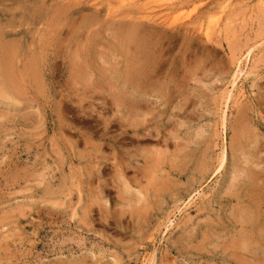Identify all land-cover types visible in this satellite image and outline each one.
I'll list each match as a JSON object with an SVG mask.
<instances>
[{
    "label": "rangeland",
    "instance_id": "rangeland-1",
    "mask_svg": "<svg viewBox=\"0 0 264 264\" xmlns=\"http://www.w3.org/2000/svg\"><path fill=\"white\" fill-rule=\"evenodd\" d=\"M0 39V264H264V0H0Z\"/></svg>",
    "mask_w": 264,
    "mask_h": 264
},
{
    "label": "bare ground",
    "instance_id": "bare-ground-1",
    "mask_svg": "<svg viewBox=\"0 0 264 264\" xmlns=\"http://www.w3.org/2000/svg\"><path fill=\"white\" fill-rule=\"evenodd\" d=\"M113 1H114V0H113ZM115 1H116V0H115ZM101 2H102V1H101ZM118 3H119V2H118ZM92 6H93V5H92ZM94 6H95V5H94ZM89 8H90V7H89ZM112 9H113V8H112ZM101 11H102V10H101ZM98 13H99V12H98ZM123 14H124V13H123ZM125 14H126V13H125ZM147 14H149V13H147ZM147 14H146V15H147ZM90 15H91V14H90ZM92 15H93V14H92ZM115 15H116V14H115ZM86 16H88V15H86ZM86 16H85V17H86ZM121 16H122V15H121ZM123 16H124V15H123ZM142 16H143V15H142ZM106 17H107V16H106ZM115 17H116V16H115ZM147 17H148V16H147ZM95 18H96V17H95ZM89 19H90V18H89ZM150 19H151V18H150ZM92 20L95 21V20H97V18H96V19H92ZM92 20H91V21H92ZM106 20H107V19H106ZM92 22H93V21H92ZM104 23H105V22H104ZM107 23H108V22H107ZM127 24H128V23H127ZM124 28H125V27H124ZM35 30H36V29H35ZM33 33H34V32H33ZM129 34H130V33H129ZM37 38H38V37H37ZM141 38H142V37H141ZM0 40H1V39H0ZM27 40H28V39H27ZM141 40H142V39H141ZM23 41H24V40H23ZM39 42H40V41H39ZM129 43H130V40H129ZM14 44H16V43H14ZM145 44H146V43H145ZM127 47H128V45H127ZM129 47H130V46H129ZM141 47H144V45L141 46ZM141 47H140V48H141ZM153 47H154V46H153ZM22 48H23V47H22ZM131 49H132V48H131ZM132 50H133V49H132ZM150 50L153 51V49H150ZM138 51H140V50H138ZM152 51H151V52H152ZM134 52H136V51H134ZM155 52H156V51H155ZM37 53H38V52H37ZM158 53H159V52H158ZM121 54H122V53H121ZM39 55H40V53H39ZM116 55H117V54H116ZM131 55H132V54H131ZM142 55H143V54H142ZM149 55H150V53H149ZM152 55H153V54H152ZM26 56H27V55H26ZM28 56H29V55H28ZM94 56H95V55H94ZM96 56H97V54H96ZM122 56H123V54H122ZM139 56H140V55H139ZM150 56H151V55H150ZM155 56H156V54H155ZM250 56H251V54H248V56L246 57V59L248 60L249 58H251ZM100 57H101V56H100ZM143 57H144V56H143ZM94 58H95V57H94ZM121 58H122V57H121ZM123 58H124V57H123ZM146 58H148V57H146ZM151 58H152V56H151ZM155 58H156V57H155ZM153 59H154V58H153ZM153 59H152V60H153ZM93 60H94V59H93ZM101 60H102V59H101ZM101 60H100V61H101ZM121 60H122V59H121ZM130 60H131V58H130ZM140 60H141V59H140ZM143 60H144V59H143ZM147 60H148V59H147ZM152 60H151V61H152ZM155 60H156V59H155ZM23 61H24V60H23ZM23 61H22V62H23ZM96 61H97V60H96ZM100 61H99V62H100ZM156 61H157V60H156ZM93 62H94V61H93ZM124 62H125V61H124ZM148 62H149V60H148ZM153 62H154V61H153ZM157 62H158V61H157ZM34 63H35V62H33L32 64H34ZM238 63L240 64V60L238 61ZM0 64H2V63H0ZM25 64H26V63H25ZM27 64H28V63H27ZM27 64H26V65H27ZM29 64H30V63H29ZM32 64H31V65H32ZM95 64H96V63H95ZM95 64H94V65H95ZM99 64H100V63H99ZM130 64H131V63H130ZM135 64H136V63H135ZM145 64H146V63H145ZM150 64H151V63H150ZM156 64H157V63H156ZM2 65H4V64H2ZM6 65H8V64H6ZM35 65H37V64L35 63ZM35 65H34V67H36ZM79 65H80V64H79ZM94 65H93L92 67H94ZM21 66H22V65H21ZM27 66H28V65H27ZM27 66H26V68H29V66H28V67H27ZM99 66H100V65H99ZM101 66H102V65H101ZM134 66H135V65H134ZM150 66H151V65H150ZM5 67H6V66H5ZM7 67H8V66H7ZM32 67H33V66H32ZM37 67H38V66H37ZM37 67H36V68H37ZM116 67H118V66H116ZM153 67H154V66H153ZM156 67L158 68L159 66L156 65ZM18 68H19V67H18ZM21 68H22V67H21ZM30 68H31V66H30ZM118 68H119V67H118ZM134 68H135V67H134ZM148 68H149V67H148ZM150 68H151V67H150ZM157 68H156V69H157ZM7 69H8V68H7ZM32 69H33V68H32ZM144 69H146V68L144 67ZM19 70H20V69H19ZM19 70H18V71H19ZM30 70H31V69H30ZM33 70H35V69H33ZM115 70H116V69H115ZM120 70H121V69H120ZM123 70H126V69H123ZM129 70H130V69H129ZM154 70H155V68H154ZM8 71H9V70H8ZM23 71H24V70H23ZM27 71H28V70H27ZM130 71L132 72V70H130ZM147 71H148V70H146V72H147ZM0 72H1V71H0ZM24 72H25L24 74L26 75V71H24ZM31 72H32V70H31ZM33 72L35 73V71H33ZM126 72H128V71H125V73H126ZM13 73H14V72H13ZM16 73H17V72H16ZM105 73H106V71H105ZM116 73H117V72H116ZM119 73H120V72H119ZM133 73H134V72H133ZM139 73H140L141 76H145V75H146L145 72H143V70L140 71ZM159 73H160V72H159ZM2 74H3V73H2ZM9 74H10V72H9ZM30 74H31V73H30ZM117 74H118V73H117ZM123 74H124V73H123ZM129 74H130V72H129ZM129 74H128V75H129ZM150 74H151V73H150ZM157 74H158V73H157ZM11 75H12V74H11ZM14 75H15V74H14ZM19 75H20V74H19ZM73 75H74V74H73ZM109 75H110V74H109ZM136 75H137V74H136ZM151 75H152V74H151ZM153 75H154V74H153ZM33 76H34V74H33ZM130 76H131V77H132V76L134 77V75H130ZM155 76H157V75H155ZM172 76H173V75H172ZM2 77H3V76H2ZM6 77H7V75H6ZM13 77H14V76H13ZM24 77H25V76H24ZM30 77H32V76L30 75ZM35 77H37V75H36ZM35 77H34V79H35ZM96 77H97V76H95V78H96ZM99 77H100V75H99ZM107 77H108V76H107ZM111 77H113V76L111 75ZM119 77H120V76H119ZM133 77H132V78H133ZM138 77H139V76H138ZM150 77H151V76H150ZM150 77H148L149 80H150ZM162 77H163V76H162ZM3 78L5 79V77H3ZM7 78H8V77H7ZM7 78H6V79H7ZM14 78H15V77H14ZM16 78H17V77H16ZM16 78H15V79H16ZM32 78H33V77H32ZM89 78H90V77H89ZM114 78H115V77H114ZM122 78H123V77H122ZM146 78H147V77H146ZM12 79H13V78H12ZM26 79H28V78H26ZM119 79H121V77L117 79V75H116V80H118V82H119ZM158 79L160 80V78H158ZM9 80H10V79H9ZM23 80H24V78H23ZM109 80H111V79L109 78ZM121 80H122V79H121ZM143 80H144V79H143ZM151 80H152V79H151ZM162 80H163V79H161V81H162ZM0 81H1V80H0ZM25 81H28V80H25ZM30 81H31V80H30ZM76 81H77V80H76ZM76 81H74V83H75ZM86 81H87V80H86ZM90 81H91V80H90ZM113 81H115V80H112V82H113ZM128 81H129V80H128ZM132 81H134V79H132ZM132 81H130V82L133 84ZM152 81H154V80H152ZM1 82H2V81H1ZM7 82H9V81L7 80ZM14 82H15V80H14ZM22 82H23V81H22ZM22 82H21V83H22ZM67 82H69V80H68ZM137 82H140V79H139V81H137ZM142 82H143V81H142V79H141V83H142ZM148 82H149V81H148ZM170 82H171V81H170ZM170 82H169V84H170ZM10 83H11V81H10ZM17 83H18V82H17ZM86 83H87V82H86ZM115 83H116V82H115ZM121 83H122V82H121ZM121 83H120V84H121ZM144 83H146V82H144ZM144 83H143V84H144ZM3 84H5V81L3 82ZM3 84H1V85H3ZM6 84H7V83H6ZM28 84H31V83H28ZM80 84H82V83H80ZM98 84H99V83H98ZM101 84H102V83H101ZM103 84H104V83H103ZM105 84H106V83H105ZM112 84H113V83H112ZM118 84H119V83H118ZM139 84H140V83H139ZM151 84H152V82H151ZM161 84H162V83H161ZM171 84H172V82H171ZM171 84H170V85H171ZM71 85H72V84H71ZM71 85H70V86H71ZM96 85H97V84H96ZM122 85H123V84H122ZM136 85H137V84H136ZM147 85H148V84H147ZM147 85H146V86H147ZM149 85H150V83H149ZM152 85H153V84H152ZM162 85H163V84H162ZM8 86H10V85H8ZM30 86H31V85H30ZM82 86H83V85H82ZM125 86H126V85H125ZM128 86H130V85H128ZM143 86H145V85H143ZM150 86H151V85H150ZM28 87H29V86H28ZM31 87H32V86H31ZM103 87H104V86H103ZM120 87H121V86H120ZM148 87H149V86H148ZM232 87H233V89H236V87H237V82H236V81L233 83ZM13 88H14V86H13ZM24 88H25V87H24ZM71 88H72V87H71ZM75 88H76V87H75ZM130 88L132 89L133 86L131 85ZM134 88H135V87H134ZM136 88H138V86H136ZM140 88H141V86H140ZM140 88H138V89L141 90ZM168 88H169V87H168ZM1 89H2V88H1ZM3 89H4V87H3ZM5 89H6V88H5ZM29 89H31V88L29 87ZM76 89H77V88H76ZM80 89H82V88H80ZM127 89H128V88H127ZM142 89H143V88H142ZM170 89H171V88H170ZM170 89H168V90H170ZM237 89H238V88H237ZM7 90H8V89H7ZM118 90H119V89H118ZM129 90H130V89H129ZM129 90H128V93H129ZM134 90H136V89H134ZM73 91H74V90H73ZM75 91H76V90H75ZM75 91H74V92H75ZM87 91H88V90H87ZM87 91H86V92H87ZM112 91H113V90H112ZM131 91H133V90H130V92H131ZM141 91H142V93H140V94H142L141 96H143V93H144V92H143V90H141ZM235 91H236V90H235ZM235 91H234V92H235ZM0 92H1V91H0ZM11 92H12V91H11ZM109 92H110V90H109ZM134 92H135V91H134ZM137 92H138V91H137ZM137 92H136V93H137ZM77 93H78V92H77ZM105 93H106V92H105ZM110 93H111V92H110ZM138 93H139V92H138ZM75 94H76V93H75ZM84 94H85V93H84ZM84 94H82V95H84ZM107 94H108V93H107ZM230 94L232 95V92H231V91H230ZM72 95H73V94H72ZM78 95H79V94H78ZM104 95H105V94H104ZM116 95H117V94H116ZM121 95H122V94H121ZM135 95H136V94H135ZM138 95H139V94H138ZM231 95H230V97H231ZM85 96H86V95H85ZM105 96H107V95H105ZM144 96H145V95H144ZM9 97H11V96H9ZM70 97H71V96H70ZM73 97H74V95H73ZM92 97H93V96H92ZM116 97H117V96H115V98H116ZM124 97H126V96H124ZM128 97H129V96H128ZM68 98H69V97H68ZM94 98H95V97H94ZM100 98H101V97H100ZM112 98H114V97H112ZM135 98H137V97L135 96ZM135 98H134V99H135ZM138 98L140 99V97H138ZM142 98H143V97H142ZM74 99H75V98H74ZM76 99L78 100V98H76ZM97 99H98V98H97ZM103 99H104V98H103ZM107 99H108V97H107ZM107 99H106V100H107ZM124 99H125V98H124ZM130 99H131V98H130ZM79 100H80V99H79ZM98 100H99V99H98ZM109 100H113V101H114L115 99H110V98H109ZM119 100H121V99H119ZM119 100L117 99L118 104H120V103H119ZM136 100H137V99H136ZM136 100H135V101H136ZM143 100H144V98H143ZM143 100H141V102H142ZM113 101H111V102L114 103ZM121 101H122V100H121ZM135 101H134V104H135ZM138 101H140V100H138ZM146 101H147V100H146ZM92 102H93V101H92ZM103 102H104V101H103ZM108 102H109V101H107V103H108ZM136 102H137V101H136ZM141 102H140V103H141ZM9 103H10V102H9ZM80 103H81V101H80ZM109 103H110V102H109ZM137 103H138V102H137ZM142 103H143V102H142ZM144 103H146V102H144ZM105 104H106V103H105ZM115 104H116V103H115ZM126 104H127V103H125V105H126ZM131 104H132V103H131ZM144 105H145V104H144ZM107 106H108V105H107ZM110 106H111V105H110ZM138 106H139V105H138ZM123 107H124V109L126 108L125 106L122 105V108H123ZM127 107H128V106H127ZM67 108H68V107H67ZM70 108H71V107H70ZM126 109H127V108H126ZM70 110H71V109H70ZM74 110H75V109H74ZM105 110H106V109H105ZM127 110H128V109H127ZM103 111H104V110H103ZM107 111H108V110H107ZM121 111H122V110H120V113H121ZM125 111H126V110H125ZM134 111H135V110H134ZM131 112H132V111H130V113H131ZM138 112H139V111H138ZM93 113H94V112H93ZM122 113H123V111H122ZM128 113H129V112H128ZM102 114H103V113H102ZM135 114H136V113H135ZM137 114H138V113H137ZM225 114H226V113H225ZM225 114H224V115H225ZM132 115H133V114H132ZM114 116H115V115H114ZM225 117H226V116H225ZM127 119H128V117H127ZM127 119H126V120H127ZM129 119H130V117H129ZM136 119H137V118H136ZM136 119H135V120H136ZM115 120H116V119H115ZM222 120H224V119H222ZM108 121H109V120H108ZM136 121H137V120H136ZM138 121H140V120H138ZM224 121H225V120H224ZM117 122H119V121H117ZM132 122H133V121H132ZM225 122H226V121H225ZM107 123H108V122H107ZM107 123L105 122V124H107ZM112 123H113V121H112ZM115 123H116V121H115ZM105 124L103 123V126H106ZM108 124H109V123H108ZM118 124H119V123H118ZM122 124H123V123H121V125H122ZM134 124H135V123H134ZM222 124H223V123H222ZM97 125H98V124H97ZM128 125H129V124H128ZM136 125H137V124H136ZM142 125H143V124H142ZM110 126H112V124H111ZM122 126H123V125H122ZM139 126H140V125H139ZM89 127H90V126H89ZM91 127H92V126H91ZM101 127H102V126H101ZM128 127H130V126H128ZM128 127H127V128H128ZM104 128H106V127H104ZM133 128H135V127H133ZM224 128H225V127H224ZM227 128H228V127H227ZM92 129H93V128H92ZM128 129H129V128H128ZM135 129H136V128H135ZM138 129H139V128H138ZM102 130H104V129L102 128ZM110 130H111V129H110ZM120 130H121V129H120ZM125 130H126V129H125ZM130 130H131V129H130ZM94 131H96V130H94ZM122 131H123V130H122ZM131 131H132V130H131ZM223 131H224V130H223ZM91 132H92V131H91ZM123 132H124V131H123ZM132 132H135V131H132ZM132 132H131V133H132ZM95 133H96V132H95ZM98 133H99V132H98ZM106 133H107V132H106ZM127 133H128V132H127ZM93 134H94V133H93ZM223 134H224V133H223ZM108 135H109V134H108ZM92 136H93V135H92ZM104 136H105V135H104ZM116 136H117V135H116ZM201 136H202V135H201ZM87 137H88V136H87ZM101 137H102V136H101ZM106 137H107V136H106ZM106 137H105V138H106ZM110 137H111V136H110ZM133 137H134V136H133ZM138 137H139V136H138ZM90 138H91V136H90ZM119 138H120V137H119ZM131 138H132V137H131ZM197 138H198V137H197ZM98 139H99V138H98ZM114 139H115V138H114ZM115 140L117 141L118 139H115ZM115 140H114V141H115ZM204 140H205V139H204ZM204 140H203V141H204ZM99 141H102V140H99ZM106 141H107V140H106ZM114 141H113V143H114ZM201 141H202V140H201ZM104 142H105V141H104ZM110 142H111V140H110ZM117 142H120V141L118 140ZM124 142H125V141H124ZM107 143H108V142H107ZM115 143H116V142H115ZM137 143H138V142H137ZM166 143H167V142H166ZM239 143H240V142H239ZM100 144H101V143H100ZM110 144H111V143H110ZM133 144H134V143H133ZM101 145H102V144H101ZM108 145H109V144H108ZM111 145H112V144H111ZM117 145H118V144H117ZM197 145H198V144H197ZM238 145H241V144H238ZM118 146H119V145H118ZM234 146H235V144H234ZM243 146H244V145H243ZM113 147H114V146H113ZM244 147H245V146H244ZM98 148H99V147H98ZM235 149H236V148H235ZM239 149H240V148H239ZM242 151H243V150H242ZM206 152H207V151H206ZM150 154H151V153H150ZM205 154H206V153H205ZM182 155H183V153H182ZM202 156H203V153H202ZM204 157H205V156H204ZM143 160H145V158H144ZM226 160H227V153H226V150L223 149L222 154H221V156H220V160H219L218 171H221V169L224 168V166H225V164H226ZM205 162H206V161H205ZM156 163H157V162H156ZM156 163H154V164H156ZM202 163H204V162H202ZM154 164H153V165H154ZM208 164H209V163H208ZM208 164H207V166H208ZM203 165H204V164H203ZM203 165H202V166H203ZM209 165H210V164H209ZM143 166H144V165H143ZM205 167H206V166H205ZM210 167H211V166H210ZM208 168H209V167H208ZM258 168H259V166H258ZM151 169H152V168H151ZM206 169H207V168H206ZM238 169H239V168H238ZM152 170H153V169H152ZM209 170H210V169H209ZM162 171H163V170H162ZM212 171H213V170H212ZM240 171H241V169H240ZM119 172H120V171H119ZM200 172H201V171H200ZM246 172H247V171H246ZM255 172H256V171H255ZM255 172L253 173V175H255ZM41 173H42V172H41ZM44 173H46V172H44ZM196 173H197V172H196ZM215 173H217V172L215 171ZM257 173H258V171H257ZM143 174H144V173H143ZM244 174H245V173H244ZM248 174H250V173H248ZM43 175H45V174H43ZM147 175H148V174H147ZM180 175H181V174H180ZM245 175H246V174H245ZM251 175H252V173H251ZM259 175H260V173H259ZM194 176H195V175H194ZM263 176H264V175H263ZM40 177H41V176H40ZM47 177H48V176H47ZM152 177H153V176H152ZM242 177H244V176H242ZM256 177H257V176H256ZM36 178H37V177H36ZM42 178H44V177H42ZM196 178H197V177H196ZM244 178L247 179V175H246V177H244ZM257 178H258V177H257ZM155 179H156V178H155ZM248 179H249V177H248ZM248 179H247V180H248ZM251 179H252V178H251ZM40 180H41V179H40ZM40 180H39V181H40ZM249 180H250V179H249ZM41 181H43V180H41ZM41 181H40V182H41ZM176 181H177V180H176ZM194 181H195V180H194ZM262 181H263V180H262ZM200 182H201V181H200ZM203 182H204V181H203ZM249 182H250L249 185H251V186H252V189L254 190V188H253V184H251V181H249ZM259 182H261V181H259ZM47 183H48V182H47ZM136 183H137V181H136ZM194 183H195V182H194ZM45 184H46V183H45ZM201 184H202V182H201ZM254 184H255V182H254ZM258 184H259V183H257V185H258ZM260 184H261V183H260ZM263 184H264V183H263ZM247 185H248V184H247ZM247 185H246V186H247ZM249 185H248V186H249ZM44 186H45V185H43V187H44ZM46 186H48V185H46ZM125 186H126V185H125ZM129 186H130V185H129ZM179 186H180V185H179ZM248 186H247V187H248ZM258 186H259V185H258ZM260 186H261V185H260ZM234 187H235V186H234ZM254 187L256 188L257 186H254ZM36 188H37V187H36ZM245 188H246V187H245ZM261 188H262V186H261L259 189H261ZM263 188H264V187H263ZM235 189H236V188H235ZM250 189H251V188H250ZM250 189H247V190H250ZM45 190H46V187H45ZM127 190H128V189H127ZM162 190H163V189H162ZM253 190H250V191H253ZM129 191H130V190H129ZM141 191H142V190H141ZM172 191H173V190H172ZM172 191H171V192H172ZM255 191H256V189H255ZM139 192H140V191H139ZM180 192H181V191H180ZM247 192H248V191H247ZM256 192H257V191H256ZM258 192H260V191H258ZM140 193H141V192H140ZM158 193H159V192H158ZM163 193H164V192H163ZM250 193H251V192H250ZM122 194H123V195H126V193H125V194L122 193ZM170 194H171V193H170ZM160 195H163V194H160ZM121 196H122V195H121ZM257 196H258V195H257ZM259 196H260V193H259ZM124 197H125V196H124ZM124 197H123V198H124ZM127 197H128V196H127ZM145 197H146V196H145ZM142 198H143V197H142ZM142 198H141V199H142ZM173 198H174V197H173ZM256 198H257V197H256ZM256 198H255V199H256ZM3 199H4V198H3ZM147 199H148V197H147ZM164 199H165V198H164ZM252 199H253V198H252ZM257 199H258V198H257ZM69 200H70V199H69ZM126 200H127V199H126ZM123 201H125V200H123ZM123 201H122V202H123ZM252 201H254V200H252ZM65 202H66V201H64V203H65ZM135 202H136V201H135ZM126 203H127V202H126ZM124 204H125V203H124ZM149 204H150V203H149ZM189 204H190V203H189ZM256 204H257V203H256ZM71 205H72V204H71ZM57 206H58V205H57ZM59 206H60V205H59ZM59 206H58L57 208H59ZM61 206H62V205H61ZM61 206H60V207H61ZM69 206H70V205H69ZM131 206H132V205H131ZM62 207H63V206H62ZM187 207H188V206H187ZM30 208H31V207H30ZM68 208H69V207H68ZM137 208H138V207H137ZM142 208H143V207H142ZM248 208H250V207H248ZM91 209H92V208H91ZM139 209H140V208H139ZM139 209H138V210H139ZM208 209H209V208H208ZM256 209H257V208H256ZM73 210H74V209H73ZM41 211H42V210H41ZM41 211H40V212H41ZM132 211H133V210H132ZM140 211H141V210H140ZM29 212H30V211H29ZM40 212H39V214H40ZM87 212H88V211H87ZM259 212H260V211H259ZM36 213H37V212H36ZM45 213H46V212H45ZM47 213H48V212H47ZM81 213H82V212H81ZM91 213H92V211H91ZM39 214H37V215H39ZM43 214H44V213H43ZM49 214H50V212H49ZM51 214H52V213H51ZM239 214H240V213H239ZM261 214H262V213H261ZM82 215H83V214H82ZM82 215H81V216H82ZM85 215H88V214H85ZM76 216H78V215H76ZM144 216H145V215H144ZM262 216H264V215H262ZM83 217H84V216H83ZM88 218H89V217H88ZM237 218H238V217H237ZM252 218H253V217H252ZM90 219H91V218H90ZM240 219H241V218H240ZM240 219H239V220H240ZM253 219H254V218H253ZM169 220H170V218H169ZM169 220H166V221H169ZM239 220H238V221H239ZM241 220H242V219H241ZM259 220H261V219H259ZM242 221H244V220H242ZM185 222H187V221H185ZM239 222H240V221H239ZM188 223H189V222H188ZM257 223H258V222H257ZM165 224H166V223H165ZM15 225H17V224H15ZM38 225H39V224H38ZM164 226H165V225H164ZM43 227H44V226H43ZM169 227H170V226H169ZM185 227H186V226H185ZM242 227H243V226H242ZM36 229H37V228H36ZM165 229H166V228H165ZM255 230H256V229H255ZM259 232H260V231H259ZM165 233H166V231H165ZM241 234H242V233H241ZM203 235H204V234H203ZM205 235H206V234H205ZM249 235H250V234H249ZM239 236H240V235H239ZM250 236H252V235H250ZM261 236H262V235H261ZM12 237H14V236H12ZM162 238H164V236H163ZM10 239H11V238H10ZM240 239H241V238H240ZM248 239H249V238H248ZM219 240H220V239H219ZM223 240H224V239H223ZM233 240H234V239H233ZM204 241H207V240L204 239ZM216 241H217V240H216ZM239 241H240V240H239ZM250 241H251V240H250ZM3 243H4V242H3ZM203 243H204V242H203ZM205 243H206V242H205ZM6 244H7V243H6ZM239 244H240V243H239ZM0 245H1V244H0ZM233 245H236V244H233ZM4 246H5V245H4ZM223 246H224V245H223ZM7 247H8V246H7ZM7 247H6V248H7ZM220 247H221V246H220ZM214 248H215V247H214ZM218 248H219V247H218ZM242 248H243V246H242ZM225 249H226V248H225ZM227 249H228V248H227ZM239 249H240V248H239ZM245 249H246V248H245ZM3 250H4V249H3ZM7 250H8V248H7ZM217 250H218V249H217ZM243 250H244V248H243ZM4 251H5V250H4ZM214 251H216V249H215ZM226 252H227V251H226ZM256 253H257V252H256ZM252 255H253V254H252ZM6 257H7V256H6ZM152 257H153V256H152ZM251 257H252V256H251ZM3 258H4V257H2V259H3ZM155 258H156V256H155ZM151 259H152V258H151ZM116 260H117V258H116ZM119 262H120V261H119ZM154 262H155V260H154ZM250 262H251V261H250ZM146 263H147V262H146Z\"/></svg>",
    "mask_w": 264,
    "mask_h": 264
}]
</instances>
